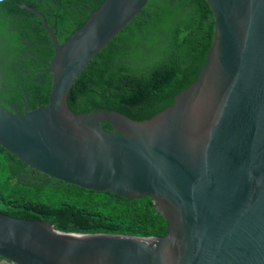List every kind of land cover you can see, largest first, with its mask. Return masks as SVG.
Instances as JSON below:
<instances>
[{"label": "water", "instance_id": "95a60500", "mask_svg": "<svg viewBox=\"0 0 264 264\" xmlns=\"http://www.w3.org/2000/svg\"><path fill=\"white\" fill-rule=\"evenodd\" d=\"M148 1L105 0L62 45L40 13L22 6L42 20L51 40L45 72L52 83L43 107L0 108V147L66 184L125 200L150 198L166 234L65 233L0 212L2 260L264 264V0H204L214 18L206 63L173 105L151 119L75 115L67 107L85 67Z\"/></svg>", "mask_w": 264, "mask_h": 264}, {"label": "trees", "instance_id": "16d2710c", "mask_svg": "<svg viewBox=\"0 0 264 264\" xmlns=\"http://www.w3.org/2000/svg\"><path fill=\"white\" fill-rule=\"evenodd\" d=\"M104 1L0 0V108L13 111L15 104L23 113V103L32 111L49 100L51 75L42 72L36 79L35 70L48 68L53 46L42 20L22 6L42 14L62 45ZM213 35V14L204 0H149L79 75L67 96L69 111L151 119L195 82ZM102 127L111 131L107 123ZM0 212L48 222L65 233L152 238L167 232L150 198L125 200L66 184L30 169L1 147Z\"/></svg>", "mask_w": 264, "mask_h": 264}, {"label": "flooded vegetation", "instance_id": "af4514ba", "mask_svg": "<svg viewBox=\"0 0 264 264\" xmlns=\"http://www.w3.org/2000/svg\"><path fill=\"white\" fill-rule=\"evenodd\" d=\"M171 1H173V0H171ZM32 9V8H31ZM42 15V14H41ZM43 16V15H42ZM44 17V16H43ZM43 27V26H42ZM51 28V27H50ZM53 29V28H52ZM22 42H24V38L21 40ZM51 41V40H50ZM29 43L30 44V42H28V41H25V43ZM22 44H24V43H22ZM32 56V55H31ZM33 60V59H32ZM37 72V73H36ZM42 72H45V70L44 71H42V70H35V73H36V79H39L40 77H41V73ZM46 73V72H45ZM48 74V73H47ZM51 75V74H50ZM51 79H52V75H51ZM52 82V81H51ZM23 106H25V108H26V105L23 103ZM12 109H13V111H16V112H18L19 110L17 109V106L15 105V104H12ZM27 109V108H26ZM92 123V122H91ZM93 124V123H92ZM111 130H112V128H111Z\"/></svg>", "mask_w": 264, "mask_h": 264}, {"label": "rangeland", "instance_id": "374dc122", "mask_svg": "<svg viewBox=\"0 0 264 264\" xmlns=\"http://www.w3.org/2000/svg\"><path fill=\"white\" fill-rule=\"evenodd\" d=\"M100 119L104 121L107 118L106 117H103V118L101 117ZM100 119H96V122H99ZM10 204H13V203H10ZM0 264H11V263L0 259Z\"/></svg>", "mask_w": 264, "mask_h": 264}]
</instances>
